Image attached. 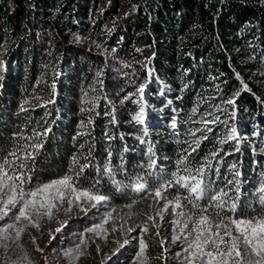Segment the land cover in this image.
Returning a JSON list of instances; mask_svg holds the SVG:
<instances>
[{
	"label": "rangeland",
	"instance_id": "1",
	"mask_svg": "<svg viewBox=\"0 0 264 264\" xmlns=\"http://www.w3.org/2000/svg\"><path fill=\"white\" fill-rule=\"evenodd\" d=\"M99 9L101 10L102 8L100 7ZM128 11H122L121 13ZM21 15L23 22L26 19V14L22 13ZM46 17H54L53 10L49 14L47 13ZM115 24L116 19L109 20L95 28L94 34L87 32V28L60 29L59 31L62 32L60 33V38L65 44V49L62 53L58 52L60 48L54 34H40L37 37H31L30 33L26 31L20 32V34L18 33L13 37L3 35V38H1L0 150L11 149L15 135L21 131L25 135H31L32 129L51 128L47 138H44L43 148L40 149L39 155L36 156L33 166V182L37 178L47 180L66 173L71 157L74 154L90 153L92 164L102 166L107 160L108 152L111 151L112 165L118 170L117 179L124 180L127 183L126 174L134 176L137 173L145 174L147 172V169H142L140 166L147 161L146 152L149 143L157 159V171L160 167H163L167 173L171 172L168 165L165 142H163L164 138H160L162 134H158L159 126H156L157 124L154 126L146 125V127L142 124L136 125L132 119L136 106L140 108L144 104L146 95L149 92L145 87L142 94L137 91L141 85L145 86L148 83V79L139 74V70L142 67L138 66V64L140 65L142 59L133 57L127 50H124V52L116 50V45L110 41V38L98 35L110 31ZM76 36L81 38L80 42H76ZM25 37H28L29 41L23 44V48L27 53L24 56L34 55L33 57L36 60L35 74L31 76L29 84L21 83L19 85L18 97L13 101L14 105H8L6 103V87L4 84L8 75V66L12 65V68H14L13 75H19L21 80L29 75L28 68L20 62L17 52L18 42H20L21 38L25 39ZM114 38L116 39V36ZM97 44L102 47L97 48ZM133 48L136 51L141 49L140 46L136 45ZM103 49H107V53H104ZM112 49H115L114 53L111 51ZM30 51L32 54H28ZM240 51L244 52L245 50L240 49ZM88 58L90 59L89 73L85 74L81 66L82 61ZM121 61L127 62L130 67H123ZM97 72H101L102 75L97 77ZM58 81H62L63 86H59L57 84ZM163 88L160 89V95L163 97H160V100H164L166 103L167 93L165 94V91L167 90ZM85 92H87L89 100L95 99L94 107L92 104L85 105L82 102ZM37 96L41 99H34ZM126 96L129 98L124 99ZM25 99L29 100L32 105L43 104L48 100L54 102L47 103L44 107L33 108L26 105V107H29V111L19 112V105ZM83 107H88L91 111L82 112L81 108ZM169 107L167 109L164 106L165 109L163 110L162 105L157 103V109L153 108L154 116L160 120L158 124L168 126L175 121L176 124L179 122V126L191 128V130L204 129V124L200 123L201 119L212 120L213 116H209L207 113H213L214 116L219 117V121L228 119V130L234 127L238 139L244 138L240 140V143L244 141V144H247V141L251 139L252 135L243 133L241 126L236 122V118L227 116V103L214 104L209 109L202 111L198 110L196 106L193 107L191 109L192 116L189 119L191 121L190 124L187 123L188 119L177 116L176 112L180 113V106L171 104ZM217 107L221 110L217 111ZM194 108L197 109L195 114L192 111ZM89 119H91V123H88ZM81 121L85 124L84 128L80 127ZM215 125L216 123L209 124L207 127L211 128ZM145 130L148 133L147 136L144 135ZM252 131L253 129H250V132ZM77 132L86 134L77 136ZM185 134L187 133H182L183 137ZM202 134V132L196 133L198 137ZM138 136L143 138L146 143H141L137 139ZM74 137L75 140L73 139ZM191 139V136L188 139L185 137V140L190 141ZM219 139L221 137H217V141ZM226 144L223 145V152H220L211 161L212 167L215 166V168L211 167L207 172L206 182H210L214 188L225 187V177L218 180V178H215V173L219 169L223 176L227 175L229 177L228 180H232L234 177L229 169L231 165L235 164L236 170L240 172V176L236 179L243 183L239 186L240 204L243 206L251 195H255L257 200L256 189L260 186V173L264 171V154L259 152L254 154L251 160H248L243 151H236V147H233L232 144ZM254 144L253 142L252 145L255 146ZM202 146L203 140L197 152L192 154L199 162L203 158L199 154ZM186 148H188V144ZM210 152L203 156H207ZM225 153H230V155H225ZM3 154L4 152L0 151V155ZM121 165L124 171H119ZM84 177H88V179L85 180ZM95 178V169L89 168L85 170L84 176L80 180L85 187H88ZM146 178L150 181L156 179L155 176ZM100 187L102 192L111 195V203L118 207L131 202L135 198V194L131 191H127L126 195L123 192L116 191L107 179L101 180ZM228 187L233 188V192H230L229 195H235L234 186L228 185ZM172 189H168L169 193L176 195L177 191L174 193ZM179 194L186 195L183 190ZM149 202H139L136 205V210L148 211L149 214H152L156 206L148 209L147 205ZM160 204L162 205L163 201H160ZM95 213L96 209H92L85 216L84 213L77 212L74 209L68 216L61 214L60 219L67 220V223L61 232L54 234L55 239H50L48 236V228L54 229L58 226L55 223L46 225L40 233H37L34 229L31 230L32 234L37 237V244L43 249V253L35 251V247L28 235L23 237L24 247L37 264H45L44 257H47L50 264H67L66 260L60 255V251L74 242L76 233L82 231L84 227L90 226L95 219ZM142 219L143 217L133 218L125 227L140 223ZM171 219L172 217L168 213H165L163 221H160L157 217L160 238L165 239V244L162 248L158 242L150 243L148 255L150 257L160 256V259H153L151 264H178L175 254L181 250V246L179 242L175 244L171 242ZM138 231L128 235L136 236ZM152 231L155 230H150V232ZM115 238H119L122 241L125 237L120 236L119 233L110 235L107 244L97 240L96 243L100 244L101 251L97 253L96 244H91L87 250L90 255L86 258L82 257L79 264H101L102 260H104L105 264H131L135 249L129 244L125 245L124 248H120L119 251H115L118 248V245L113 243ZM164 248L168 250L166 253H164ZM0 256H2V253H0ZM105 257H110V259H105Z\"/></svg>",
	"mask_w": 264,
	"mask_h": 264
},
{
	"label": "snow or ice",
	"instance_id": "2",
	"mask_svg": "<svg viewBox=\"0 0 264 264\" xmlns=\"http://www.w3.org/2000/svg\"><path fill=\"white\" fill-rule=\"evenodd\" d=\"M261 2L264 3V0ZM75 39L76 42H80L81 38L76 36ZM96 47L102 46L97 44ZM107 51L103 49L104 53ZM111 51L114 53L115 49ZM137 51L142 50L137 49ZM121 64L125 68L130 67L127 62L121 61ZM96 75L100 77L102 73L97 72ZM237 79H240L238 74ZM241 84L244 90L250 91L243 80ZM137 91L142 94L144 86L141 85ZM128 98V96L124 97V99ZM34 99L41 98L37 96ZM53 102L48 100L43 104L32 105L25 99L19 105V112L29 111L26 105L33 108L44 107L45 104ZM82 102L85 105L95 106V99L89 100L87 92L84 93ZM226 103L235 105V99H229ZM220 110L217 107V111ZM81 111H91V109L83 107ZM192 111L195 114L197 109L194 108ZM207 115L213 116V119L202 118L200 123L204 124V129L189 132L192 139L184 141L188 144V148L184 149V154L176 160L174 171L167 173L163 167L157 171V159L149 143L146 152L147 161L140 166L142 169H147V172L137 173L134 176L126 174L127 183L117 179L118 170L112 165L111 151L108 152L107 160L102 166L92 164L90 153L74 154L66 173L47 180L37 178L33 182L35 159L43 148L44 138H47L51 128L32 129L31 135H25L23 131L17 133L11 149L0 150L4 152L0 155V253H2L0 264H37L25 249L23 237L28 235L35 251L43 253V249L37 244V237L31 230L40 233L46 225L55 223L57 227L48 228V236L50 239H55L54 234L61 232L67 223V220L60 219L61 214L68 216L74 209L84 213L85 216L92 209H96V213L90 226L76 233L74 242L60 251L67 264H79L82 257H88L90 253L87 250L93 243L96 244V251L99 253L101 246L96 241L100 240L107 244L109 236L116 233L125 238L122 241L119 238L113 240V243L118 245L115 251L131 244L135 249L131 264H151L153 259H160V256L148 255L150 243L158 242L162 248L165 244V239L160 238L157 222V217L160 221L164 220L165 213L172 217L171 242L173 244L179 242L181 246V250L175 254L178 264H264V171L260 173V186L256 189L259 209L254 207L252 202H247L243 206L240 204V181L236 179L240 176V172L236 170L235 164L229 169L234 178L227 180L225 187L214 188L210 182H206V174L212 167L211 161L223 151V145L233 140L238 145L240 140L244 139H238L236 129L231 128L217 141L220 147L204 156L198 165L193 166L195 158L192 154L200 148L202 140L208 138L206 133L212 131L207 126L219 121V117L214 116L213 113ZM234 115L233 112L232 116ZM133 119L137 124L144 123L143 106ZM91 122L89 119L88 123ZM223 123L227 124V121ZM80 127H85L83 121ZM172 127H176L175 121ZM197 132L203 134L198 137ZM85 134L77 132V136ZM144 135H148L146 130ZM73 139L75 140V137ZM137 139L141 143H146L139 136ZM236 150L239 151V148L237 147ZM261 152L264 154V148ZM89 168L95 169L96 178L91 181L90 186L85 187L80 178ZM119 171H124L122 165ZM218 173L219 169H217ZM151 176H155L156 179L150 181L146 178ZM84 179L87 180L88 177ZM103 179H107L116 191L125 195L127 191H131L135 194V198L119 207L113 205L111 195L101 191L100 185ZM228 185L234 186L235 195H229L233 192V188ZM173 187L176 188V195L168 191ZM181 190L186 195L179 194ZM142 201H150L147 207L152 209L156 206L155 211L149 214L148 211L136 210V205ZM160 201H163L162 205ZM141 217L143 219L140 223L125 227L133 218ZM152 229L155 231L150 232ZM137 230L139 231L136 236L128 235ZM167 251V248H164V253ZM44 260L45 264H50L47 257H44ZM101 264H105L104 260Z\"/></svg>",
	"mask_w": 264,
	"mask_h": 264
},
{
	"label": "trees",
	"instance_id": "3",
	"mask_svg": "<svg viewBox=\"0 0 264 264\" xmlns=\"http://www.w3.org/2000/svg\"><path fill=\"white\" fill-rule=\"evenodd\" d=\"M30 1L33 7L27 6L29 0H0V41L3 35L13 37L26 31L30 33L31 37H37L40 34H54L60 48L58 52L62 53L65 44L61 41L60 33L62 32L59 31L60 29L87 28V32L94 34L95 28L109 20L116 19V24L110 31L98 35L110 38V41L116 45V50L121 52L127 50L133 57L142 59L140 65L138 64L142 67L139 70L141 76L147 78V63H151L156 72L170 76L173 74L184 75L183 72L186 70L187 75L196 81L195 87H198L200 81L205 83L214 76L221 86L219 93L221 98L227 100L237 96L238 114L243 125L252 121L259 115V112L262 114L261 102L254 94L260 96L264 101V76L258 75L256 71L264 66V63L261 65L259 61L261 49L262 51L264 49V3L256 0L228 1L222 5L219 2L217 4L207 2V0ZM51 8L54 17L48 18L46 14H49ZM131 8L133 12H131ZM126 10L128 12L121 13ZM22 13L26 14V19L23 22L21 20ZM187 30L186 36L189 38V42L186 46L180 47L179 36L184 35ZM238 30L243 34L237 35ZM25 39L21 38L18 42L17 52L20 62L28 68L29 75L21 80L19 75H13L12 65L8 66V75L4 83L8 105H14L13 101L18 97L19 85L21 83L29 84L31 76L35 74L34 55L24 56L27 53L23 44L28 42L29 38L25 37ZM249 42L248 53L254 52L258 56L255 63L241 61L238 58L239 53L235 52V47L238 44H248ZM134 45L140 46L142 51H136L133 48ZM28 54H32L31 51ZM89 61V58L82 61L81 67L85 74L89 73ZM237 74L243 78L250 91L243 89L237 79ZM57 84L63 86L62 81H58ZM189 97L190 93L188 92L185 94V98ZM136 110L133 117L136 115ZM135 124L138 125L136 122ZM159 132L162 134L160 138H164L169 169L174 171L175 159L184 154L183 150L186 149L187 143L184 141L177 143V140L172 138L168 132H164L162 128ZM207 137L203 140L202 150L199 151L202 157L209 151L220 147L217 144V137L222 138V135L215 130ZM241 151L245 153L248 160H251L255 154L251 152L250 147L246 146ZM199 163L194 159L193 166ZM213 167L215 168V166ZM222 174L221 172L215 173V178L220 180L225 177L226 182L229 177ZM242 184L241 182L240 185ZM172 190L176 193L175 187ZM247 202H252L253 206L259 209L255 195L248 197Z\"/></svg>",
	"mask_w": 264,
	"mask_h": 264
},
{
	"label": "bare ground",
	"instance_id": "4",
	"mask_svg": "<svg viewBox=\"0 0 264 264\" xmlns=\"http://www.w3.org/2000/svg\"><path fill=\"white\" fill-rule=\"evenodd\" d=\"M228 1L244 2V1H248V0H226V1L219 2V4L222 5L223 3H226ZM207 2L212 3V1H210V0H207ZM27 6L33 7V4L30 0H29V3L27 4ZM50 10H52V8ZM187 33H188V30L184 35L179 36L180 37L179 38V44H180V39L183 42V46H181V47L186 46L187 43L189 42V38L186 36ZM236 33H237V35L243 34V32L241 33L240 30H238ZM248 45H250V42L248 44H238L235 47V52L239 53L238 58L241 61L249 62V63H255V61L258 59V56L254 52L248 53V50H247ZM240 49H244L245 51L242 52V51H240ZM180 53L183 54V52H180ZM260 53H261V55L259 54L260 55L259 61H260V64L262 65V63H264V49H263V51L261 49ZM146 71H147L146 74H147L148 83L144 87H145V89L149 90V92L146 95V100L144 98V100L146 102L144 101V104H142L143 109H144V123L142 125H144L145 127H146V125L154 126L157 124L156 126H159L158 132L162 128V129H164V132H168L169 135L172 138H174L175 140H177V141H188V140H185V137H187V139L189 138V136H190L189 132L191 131V128L179 126V122H177L175 128L172 127V122L168 126L167 125L163 126V124H158V123H160V120H159V118L154 116V113H153L154 109L156 108L157 103L162 105L163 110L165 109L164 106L168 109L169 105H171V104H173L174 106H175V104L177 106H180L179 107L180 113L175 111L177 116L179 118L188 119L187 123L190 124L191 121H189V119L192 116L191 109L193 107L196 106V108H198V110L202 111V110L209 109L211 105H214V104L217 105L221 102L226 103V101H228L229 99H235V105L227 104L226 110H228V111H226L227 112L226 114H227V116H230V118H231L232 113L234 112L235 115L233 116V118H236V122H238V124L241 126V130L243 131V133L246 135L248 133H250L252 136H251V139H249V141H247V144H244V141H242L243 143H239L237 145L235 140L229 141L228 143L232 144L233 147H236V148L238 147L239 151L243 150V148L245 146L250 147L251 152L255 153V154L261 152V149L264 148V101L257 94H254V96L257 97L258 100L261 102V107L263 108L262 114H260L261 112H259V115L254 117L252 119V121H248L247 125H243L240 118H239V114H238V105L239 104H237V101H238L237 96L230 97L227 100H224L223 98H221V96L219 95V93L221 91V86H220V83L217 82V80L215 79L214 76H212L211 80H207L205 83L203 81H200L198 87H195L194 84L196 83V81L194 79H192L191 77H189V75H187L188 72L186 70L183 72L184 75L183 74L182 75L173 74L170 76V75L160 74V73L156 72L154 66L151 63H147ZM256 71L257 72H263V73H259L258 75L264 76V66L262 68H260L259 70L257 69ZM189 72H190V70H189ZM211 74H213V73H211ZM239 77H240V79H238V80L241 83V80H243V78L240 75H239ZM162 87H164L163 89L167 90V91H165V94L167 93L166 94V103L164 102V100H160V97H162L160 95V89ZM242 87H243V85H242ZM188 92L190 93V97L185 98V94ZM167 101L169 102V104ZM140 108L137 106L136 114L140 111ZM224 111H222V112H224ZM165 112H166V110H165ZM224 121H228V119L221 120L218 122V124L216 123L215 126L211 127V129H212L211 132H213L215 130L218 131L222 135V138L226 134V132L228 131V128H229V127H227V125H229L228 122H227V124H225V123H223ZM138 125H140V124H138ZM250 129H253V131L250 132ZM238 131L240 132L239 129H238ZM211 132H208L206 134L208 135ZM182 133H187V134H185L183 137ZM253 142L255 143L254 144L255 146L252 145Z\"/></svg>",
	"mask_w": 264,
	"mask_h": 264
},
{
	"label": "built area",
	"instance_id": "5",
	"mask_svg": "<svg viewBox=\"0 0 264 264\" xmlns=\"http://www.w3.org/2000/svg\"><path fill=\"white\" fill-rule=\"evenodd\" d=\"M141 1H142V2H145L146 0H141ZM210 1H212V3H217V4H218V2L226 1V0H210ZM248 1H253V0H248ZM256 1L262 3L261 0H256ZM230 2H232V1H230ZM233 2H234V1H233ZM131 12H133L132 8H131ZM181 46H183V42H182V40L180 39V47H181Z\"/></svg>",
	"mask_w": 264,
	"mask_h": 264
}]
</instances>
